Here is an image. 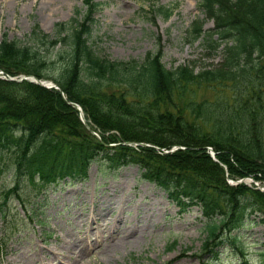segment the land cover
<instances>
[{"label":"trees","instance_id":"16d2710c","mask_svg":"<svg viewBox=\"0 0 264 264\" xmlns=\"http://www.w3.org/2000/svg\"><path fill=\"white\" fill-rule=\"evenodd\" d=\"M97 3L84 0V12L56 22L53 35L35 23L31 43L0 40L6 74L32 73L59 86L0 77V170L13 176L1 204L14 194L24 205L22 183L36 195L59 178L84 176L92 160L113 169L136 164L180 209L198 206L200 264H215L225 234L264 214V190L227 181L264 174V0L198 1L214 24L204 28L195 19L184 37L221 56L196 71L188 63L166 67L160 51L142 62L99 52L89 38ZM172 10L153 12L167 18ZM68 100L79 103L98 136Z\"/></svg>","mask_w":264,"mask_h":264},{"label":"rangeland","instance_id":"374dc122","mask_svg":"<svg viewBox=\"0 0 264 264\" xmlns=\"http://www.w3.org/2000/svg\"><path fill=\"white\" fill-rule=\"evenodd\" d=\"M95 1L89 38L111 59L142 62L160 51L166 67L188 63L194 71L220 60V50L209 51L200 39L184 37L195 19L204 28L214 24L198 7L199 0ZM159 5L171 6L172 13L165 18L153 12ZM84 10V0H0V40L31 43L35 23L53 35L56 22H68ZM7 170H0V197L12 185ZM227 181L259 188L264 174L229 176ZM22 184L28 191L24 205L14 194L3 205L0 200V264H200L205 236L200 209H180L163 188L141 177L136 164L113 169L92 160L84 176L59 178L36 195ZM245 223L225 234L215 264H264V214L254 212ZM232 233L240 237L235 240Z\"/></svg>","mask_w":264,"mask_h":264},{"label":"water","instance_id":"95a60500","mask_svg":"<svg viewBox=\"0 0 264 264\" xmlns=\"http://www.w3.org/2000/svg\"><path fill=\"white\" fill-rule=\"evenodd\" d=\"M9 79H13V80H22L24 78H27V79H30L32 81H35L37 83H40L42 85H45L47 87H59L55 82H53L52 80H46V79H41V78H38L37 76H35L34 74H31V73H27V74H23L21 76H8ZM69 103H71L72 105H74L75 107L78 108V110L80 111V118L82 119V121L86 124L85 120H84V117H83V113L81 111V107L80 105L77 103V102H74V101H71V100H68ZM87 125V124H86ZM142 144H148V143H145V142H141Z\"/></svg>","mask_w":264,"mask_h":264}]
</instances>
